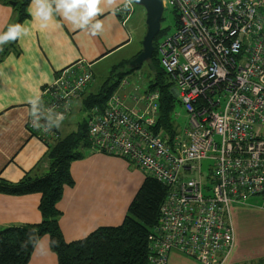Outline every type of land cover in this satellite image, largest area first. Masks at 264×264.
<instances>
[{
    "label": "built area",
    "instance_id": "built-area-1",
    "mask_svg": "<svg viewBox=\"0 0 264 264\" xmlns=\"http://www.w3.org/2000/svg\"><path fill=\"white\" fill-rule=\"evenodd\" d=\"M169 3L177 31L157 52L187 126L168 134L158 126L159 91L139 95L135 87L129 99L140 107L114 93L104 108L88 111V133L93 149L128 160L168 187L149 264H167L172 250L204 264H228L235 245L231 205L264 198V0ZM117 12L125 23L134 6ZM92 80L90 65L60 71L40 93L44 106L66 118ZM127 86L124 80L120 91ZM28 126L38 130L30 116ZM38 131L46 143L58 138L53 130Z\"/></svg>",
    "mask_w": 264,
    "mask_h": 264
},
{
    "label": "crops",
    "instance_id": "crops-1",
    "mask_svg": "<svg viewBox=\"0 0 264 264\" xmlns=\"http://www.w3.org/2000/svg\"><path fill=\"white\" fill-rule=\"evenodd\" d=\"M21 2L23 0H0V31H6L8 25L14 23L27 24L31 28L27 37L3 47L0 60V178L9 183H18L26 175L43 177L50 166L47 144L51 142L46 143L38 130L32 132L28 126V98L40 95L60 71L85 65L91 66L93 80L84 94L93 93L98 72L110 75L116 65L133 60L142 49V36L139 34L142 26L136 33L131 27L134 14L123 23L117 10H106L99 17L104 22L103 34L92 37L75 30L59 16L49 28L41 29L39 22L28 13L31 0L25 8L27 17L20 22L18 3ZM127 90L128 86L124 91H120L118 86L114 93H119L128 107H140L129 103ZM77 100H82V97ZM67 119L57 129L61 136L75 131L81 122L69 128L71 124H66ZM85 153L83 158L72 162L70 170L74 185L65 188L58 203L62 213L59 224L67 242L85 238L102 226L120 225L148 175L142 169L130 166L126 159L99 152L93 147L86 149ZM252 198L239 204L245 208L244 214L255 215L258 210L252 212L253 209L247 208L253 207L247 205ZM40 199V193L14 195L0 192V229L39 223ZM256 214L264 216V210ZM241 215L238 216L237 228L233 222L235 245L229 254L228 264L256 261L239 255L243 248L242 222L247 216ZM259 259L262 262L264 255ZM28 264H57V255L52 250L42 255L34 249Z\"/></svg>",
    "mask_w": 264,
    "mask_h": 264
},
{
    "label": "trees",
    "instance_id": "trees-1",
    "mask_svg": "<svg viewBox=\"0 0 264 264\" xmlns=\"http://www.w3.org/2000/svg\"><path fill=\"white\" fill-rule=\"evenodd\" d=\"M29 1L18 3L20 22L27 17L25 8ZM155 53L154 50L152 60L155 59ZM1 58L2 54L0 60ZM129 70L133 69L130 67ZM127 73L120 68L116 71L113 69L97 93L81 96L84 108L88 111L96 106L104 108ZM165 76L167 75L162 67L148 89L158 90L160 93L158 126L173 135L177 128L172 113L179 100L172 92V84L162 82ZM52 130L58 134V138L47 144L50 166L45 176L32 178L26 175L18 183H9L0 178L2 193L41 195L39 223L0 229V264H28L34 250L31 243H26L30 236H48L57 242L51 248L57 255V264H149L150 236L159 222L160 209L167 197L168 187L147 175L120 225L102 226L85 238L67 242L59 224L62 213L58 209V203L65 188L74 185L70 170L72 162L83 158L85 150L91 149L92 143L86 120L81 121L75 131L65 136H61L55 128Z\"/></svg>",
    "mask_w": 264,
    "mask_h": 264
},
{
    "label": "rangeland",
    "instance_id": "rangeland-1",
    "mask_svg": "<svg viewBox=\"0 0 264 264\" xmlns=\"http://www.w3.org/2000/svg\"><path fill=\"white\" fill-rule=\"evenodd\" d=\"M167 2V6L164 9L163 12V18L161 21V31L158 34V36L155 38L153 44H154V50L156 51L155 53V59L148 60L144 64H142L139 68H132L133 70H129L130 65L129 61L126 60L124 62H121L120 64L116 65L114 67V70L116 71L119 68L123 71L126 70L128 72L126 74V77H124L120 82V86L124 80L129 81V86H128V93L127 97H130L134 93V88H138V94H144L145 89L149 88L150 82H152L158 73L162 71V66L159 63L160 61V55L157 52V47L159 44L163 43L168 37L176 33L177 31V16L175 15V11L173 7L170 5L169 0H164ZM134 6V16L131 20L132 22V29L136 33L138 32V28L142 26L141 32L139 33L142 36V39L140 40V43L142 44L143 37L146 33V11L143 6H140L138 4H133ZM132 14V15H133ZM140 36V37H141ZM139 37V38H140ZM142 46V45H141ZM142 50V49H141ZM158 62H157V61ZM127 62H129L127 64ZM119 66V68H117ZM130 71V72H129ZM109 77V74L105 72H98L96 78V85L93 87L92 91L93 93H97L104 82L107 80ZM164 84H172V89L175 88V84L172 82V80L168 77L165 76L162 81ZM129 103L132 104L133 102L128 99ZM82 100H74L72 102V107H71V115L68 114V116L65 118L66 124H71V127L75 126L74 123H78L80 121L86 120L88 110L84 108V106L81 104ZM64 119V120H65ZM172 119L176 125L177 130L181 133L185 127L188 124V118H187V113L185 109L180 105V103L177 101L175 104V107L173 109L172 113ZM63 130V128H61ZM63 132H68L63 130ZM130 166H134L131 162L126 160ZM135 167V166H134ZM197 173V169L195 170ZM202 172L205 175L206 174V165L203 162V168ZM148 174V173H147ZM149 175V174H148ZM152 176V175H151ZM153 177V176H152ZM189 177H192L190 175ZM248 200V199H247ZM264 198L261 196H256L253 197L247 205H251L253 207H247L248 209H253L252 212L256 211H261L264 210ZM244 207H239V204H232L231 205V215L232 219L234 222L235 227H238V216L241 215V213L244 210ZM261 209V210H260ZM256 211V212H257ZM243 214L242 215H247L246 216V221L242 222V227H241V239L243 241V248L241 249V253L239 255H242L243 257L251 258L256 260L254 263H248V264H264V260L261 262L262 255H264V216L260 214ZM241 215V216H242ZM167 264H204L201 263V261H198L192 257H189L185 255L184 253L178 251V250H172L169 254Z\"/></svg>",
    "mask_w": 264,
    "mask_h": 264
},
{
    "label": "clouds",
    "instance_id": "clouds-1",
    "mask_svg": "<svg viewBox=\"0 0 264 264\" xmlns=\"http://www.w3.org/2000/svg\"><path fill=\"white\" fill-rule=\"evenodd\" d=\"M138 0H31L28 13L33 20L39 22L41 29H47L57 16L70 23L75 30H80L92 37L103 34L104 22L101 17L106 10H128ZM122 5V9H121ZM31 31L27 24L14 23L6 31H0V50L9 43L27 37ZM29 116L33 127L44 132L59 129L65 119L62 112L46 108L40 95L30 96L27 100ZM34 249L46 255L56 241L51 237H29Z\"/></svg>",
    "mask_w": 264,
    "mask_h": 264
},
{
    "label": "water",
    "instance_id": "water-1",
    "mask_svg": "<svg viewBox=\"0 0 264 264\" xmlns=\"http://www.w3.org/2000/svg\"><path fill=\"white\" fill-rule=\"evenodd\" d=\"M135 4L143 6L146 11V33L142 41V50L130 61L131 68H139L146 61L151 60L154 54V40L161 31V21L164 12L163 0H138ZM176 95L175 89L172 90Z\"/></svg>",
    "mask_w": 264,
    "mask_h": 264
}]
</instances>
